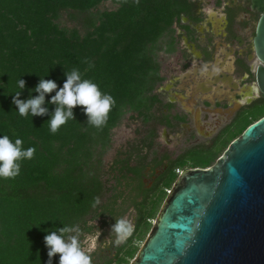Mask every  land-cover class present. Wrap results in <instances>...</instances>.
I'll list each match as a JSON object with an SVG mask.
<instances>
[{"label":"trees","instance_id":"16d2710c","mask_svg":"<svg viewBox=\"0 0 264 264\" xmlns=\"http://www.w3.org/2000/svg\"><path fill=\"white\" fill-rule=\"evenodd\" d=\"M103 2L116 7L100 12L96 7ZM189 2L0 0V137L7 135L13 144L20 139L22 150L35 149L31 159L19 161L15 178L0 177V264H47L44 237L49 232L78 225L89 233L94 226L88 227V221L97 218L102 226L108 225L105 218L118 214L113 207L121 194L120 181L127 173L133 174L130 183L125 180V186L134 193L130 198L136 212L133 234L150 219L162 196L146 202L147 195L157 188L162 193L170 189L177 176L174 170L186 166L180 163V157L168 159V174L147 190L140 181L144 157L138 158L135 168L121 162L122 179L117 178L111 188L116 193L99 204L96 198L101 201L105 184L89 163L96 147L101 151L107 148L109 131L124 114H135L143 124L153 120L157 98L152 93L161 80L156 54L162 49L161 41L172 38L179 16L189 14ZM61 18L73 26H60ZM172 49L169 41L165 50ZM73 69L79 70L82 80L96 84L102 94L115 101L102 130L89 125L78 106L73 109L75 120H68L53 133L48 120L54 105L47 101L55 92L46 96L47 115H19L12 103L19 79L26 82L20 98L27 99L37 95L33 89L41 78L63 87L67 79L64 73ZM154 137L152 129L149 141L141 147L149 149ZM160 164L161 159L155 163ZM147 203L149 207L145 208ZM133 234L125 243L109 246L112 255L109 252L95 257L99 248L92 252V264H126L125 258L135 251L130 246ZM52 264H59L58 255L52 258Z\"/></svg>","mask_w":264,"mask_h":264},{"label":"flooded vegetation","instance_id":"af4514ba","mask_svg":"<svg viewBox=\"0 0 264 264\" xmlns=\"http://www.w3.org/2000/svg\"><path fill=\"white\" fill-rule=\"evenodd\" d=\"M189 1V14L179 16L172 38L164 42L165 53L172 42L173 66L160 68L161 80L152 93L157 98L154 118L146 123L142 141H149L154 129L153 141L161 136L171 150L163 147L143 163L141 183L145 170L151 177L146 190L168 174V159L210 149L229 132L264 117V45L254 41L257 29L264 33V0ZM130 154L123 161L135 168L129 166ZM135 155L141 157L138 151ZM127 175L130 183L133 174Z\"/></svg>","mask_w":264,"mask_h":264},{"label":"water","instance_id":"95a60500","mask_svg":"<svg viewBox=\"0 0 264 264\" xmlns=\"http://www.w3.org/2000/svg\"><path fill=\"white\" fill-rule=\"evenodd\" d=\"M129 264H264V117L213 165L179 172Z\"/></svg>","mask_w":264,"mask_h":264},{"label":"clouds","instance_id":"9594fccd","mask_svg":"<svg viewBox=\"0 0 264 264\" xmlns=\"http://www.w3.org/2000/svg\"><path fill=\"white\" fill-rule=\"evenodd\" d=\"M127 2V0H125ZM139 3V0H135ZM67 79L63 87L51 79L41 78L33 89L37 93L27 99H21L22 90L26 86L23 79L18 81V91L12 97V103L16 106L19 115L27 117L45 116L49 109L45 106L46 96L55 92L47 103L54 105L51 112L50 130L55 133L61 125L68 120H75L73 109L82 107L87 117V123L98 130L106 125L108 114L115 101L112 96L102 94L98 86L89 80H82L79 70L73 69L64 73ZM22 141L16 139L13 144L7 135L0 137V177L15 178L20 171L22 159H31L34 148L22 150ZM96 198V204H99ZM95 207V204L93 205ZM95 225L94 233H85L78 225L56 228L44 237L47 251V264H52V258L59 256V264H92L91 253L96 248L97 241L101 237V230L97 226V220L88 221V227ZM134 231L133 223L126 217L115 218L111 225L110 234L106 237V243L119 246L125 243ZM114 236V240L111 239Z\"/></svg>","mask_w":264,"mask_h":264},{"label":"rangeland","instance_id":"374dc122","mask_svg":"<svg viewBox=\"0 0 264 264\" xmlns=\"http://www.w3.org/2000/svg\"><path fill=\"white\" fill-rule=\"evenodd\" d=\"M116 6L111 4L110 2H103L100 3L96 9L101 11H108L115 9ZM58 23L62 27L71 28L73 26L72 23L67 22L65 18H61L58 20ZM167 38L163 39L161 41L162 49L156 54V60L159 64V70L160 68L166 69L169 66H173L174 60H175V52H169L165 53L164 51V42ZM165 53V54H164ZM169 64V65H168ZM147 124H143L135 114L133 113H126L124 114L118 124L112 128L109 131V143L107 148L105 150L101 151L99 147H96L95 151L93 152V156L90 159V167L95 172V174L98 175L101 182L105 184L103 196L100 201V203H105L107 198H110L112 194H115L116 192H113L111 188L115 186L117 182V178L122 179L121 174L124 173V171H121V162L126 159V156L128 153H131L129 158V166H134L137 163L136 155L135 153L138 151L139 155L141 157H144L143 163L150 162L154 156H158L160 153L161 148H163V143L160 138L153 143V145L148 149L143 146L144 142L142 141V138L145 135V128ZM245 125V124H244ZM242 125L240 129H236L232 132H229L226 134L223 139L215 143L210 149H207L205 151L192 149L184 152L182 156H180V163L183 165H186L184 168L188 169V167H203V166H211L214 164L215 160L220 157L221 153L227 148V144L229 145L232 141H234L243 131L242 129L244 127ZM148 126V125H147ZM164 149L168 152H170L171 148H165ZM203 152V153H202ZM99 161V162H98ZM83 170L86 169V167L82 168ZM176 170V169H175ZM174 170V171H175ZM130 178L129 175L126 174L125 179L120 181V184L122 187H120L119 192L121 194L119 195L118 199H115V205L113 209L115 212L117 211V216L107 217L105 218V221L108 222V225L102 226L101 225V219L97 218L92 221L97 220V226L101 230V237L97 241L96 248L92 251L95 252L99 248V252H95V257L97 256H104L111 252V255L113 254V251L107 248L106 243V237L110 234V228L111 225L115 223V218H121L126 217L128 218L134 225L136 212L134 208L130 204V198L133 196V192H130V189L128 186H125L126 179ZM151 181V177L149 175V171L145 170V175L143 177L142 183L144 188H148ZM169 190H163V193L160 192V190L157 188L153 192H150L147 195L146 202H149L150 200H153L156 196H162L160 202L158 201L154 205V211L152 216L149 220H145V223L140 226V228L133 234V238L131 240V248H134V255L130 258H125L126 264H129V262L133 259L135 256L138 248L144 241L145 237L147 236L151 225L155 219V216L166 196V193ZM141 200L140 197L136 199L137 202ZM148 204V203H147ZM146 206L145 208H148ZM98 212V211H97ZM114 215H116L114 213ZM88 225V223H87ZM96 230L95 225L94 228L89 233H94ZM114 236L112 237V239ZM104 242L106 243L104 245Z\"/></svg>","mask_w":264,"mask_h":264},{"label":"built area","instance_id":"2783aa9c","mask_svg":"<svg viewBox=\"0 0 264 264\" xmlns=\"http://www.w3.org/2000/svg\"><path fill=\"white\" fill-rule=\"evenodd\" d=\"M179 172H180L179 170H175V171H174V173H175L176 175H178Z\"/></svg>","mask_w":264,"mask_h":264}]
</instances>
